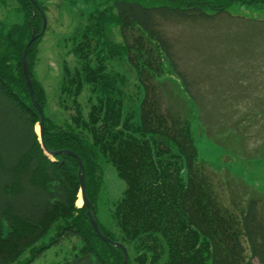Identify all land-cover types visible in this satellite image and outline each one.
<instances>
[{"label":"trees","instance_id":"trees-1","mask_svg":"<svg viewBox=\"0 0 264 264\" xmlns=\"http://www.w3.org/2000/svg\"><path fill=\"white\" fill-rule=\"evenodd\" d=\"M90 1L97 2L88 23L70 36L77 61L64 65L60 83L64 103L71 97L76 101L87 87L90 106L86 116L75 110L62 123L46 113V91L33 71L44 35L38 34L40 9L32 0H16L22 19H0V264H12L26 253L30 256L22 264H30L45 249L73 237L79 242L73 246L77 251L57 264H122L124 258L121 248L97 235L86 206L76 205L77 159L65 152L50 155L41 146L36 126L40 114L22 64L31 28L37 36L28 46L27 64L44 111L46 147L71 149L81 157L95 217L101 160L110 161L124 179L123 194L111 212L117 229L97 221L104 236L126 247L127 264H252L253 258L264 264V216L258 198L251 196L234 210L222 204L203 170L186 110L164 109L160 103L164 59L184 87L190 85L163 19H210L228 12L233 2L264 0H111L104 6L101 0ZM114 29L120 39L110 37ZM113 53L124 56L143 89L136 123L132 110L124 107L125 75L107 63ZM245 120L243 115L235 121Z\"/></svg>","mask_w":264,"mask_h":264},{"label":"rangeland","instance_id":"rangeland-1","mask_svg":"<svg viewBox=\"0 0 264 264\" xmlns=\"http://www.w3.org/2000/svg\"><path fill=\"white\" fill-rule=\"evenodd\" d=\"M110 1L101 0L100 4L104 6ZM143 1L151 4L170 0ZM40 2L46 7L47 25L37 46L33 71L46 91V113L62 123L70 121L68 118L75 110L82 116H86L89 110L87 87L77 95L76 101L71 97L65 102L66 107L60 83L64 65L72 66L77 61L71 50L70 36L88 23V16L95 10L97 1ZM15 5L16 0H7L4 5L0 3V19L5 18L8 22L21 20ZM227 10L210 19L169 18L161 21L190 85L185 88L164 59L165 72L161 78L165 82L161 87L160 103L164 109L171 106L186 110L198 156L204 160L203 170L211 177L221 203L234 210L247 198L255 196L264 216V4L233 2ZM109 31L110 37L120 39L115 29ZM67 37L70 41H66ZM106 54L108 56L109 52ZM107 63L111 64L112 70L125 75L127 94L124 107L132 110V120L138 122L143 89L134 70L120 53H113ZM243 115L245 122L235 121ZM101 162L102 184L97 196L96 219L101 225L116 230L111 212L123 194L125 181L110 161L102 159ZM182 176L186 179L185 167ZM78 196L81 197L80 188ZM242 242L249 258L247 242L244 238ZM74 245H79L75 237L52 245L30 264L61 263L77 251ZM29 256L26 253L12 264H22ZM251 262L260 264L257 258ZM158 264L165 263L159 261Z\"/></svg>","mask_w":264,"mask_h":264},{"label":"water","instance_id":"water-1","mask_svg":"<svg viewBox=\"0 0 264 264\" xmlns=\"http://www.w3.org/2000/svg\"><path fill=\"white\" fill-rule=\"evenodd\" d=\"M32 1L35 3L36 7L40 9L41 14H42V18H43L42 28L38 33L39 35H42L44 33L46 25H47L46 15H45L44 11L42 10V8L38 5L36 0H32ZM31 31H32L31 36L28 39V41H27V43L23 49L22 64H23V71H24L26 83H27V86L29 89V93H30L32 102L36 106V108L40 114V122L38 124L37 131L39 134V141L41 143V146L50 155L65 152V153L73 155L77 159V161L79 163L78 176H79V181H80V196H81L82 204H84L87 208V215L89 217V220H90L95 232L103 241L111 242L114 246H117V247L122 249V251L124 252V258H123L122 264H127L128 252H127L126 247L122 243H120L118 241H113L110 238L104 236L99 229V225H98L97 219L95 217L94 208H93L92 204L90 203V201L88 200L86 193H85V178H84V172H83V162H82L81 157L75 151H73L71 149L61 148V149H57V150H48L46 147V144L44 142V137H43V133H44V111H43L41 104L38 102V100L35 97L34 87H33L32 81H31L29 68H28V64H27L28 46L37 36V34L34 32L33 28H31Z\"/></svg>","mask_w":264,"mask_h":264},{"label":"bare ground","instance_id":"bare-ground-1","mask_svg":"<svg viewBox=\"0 0 264 264\" xmlns=\"http://www.w3.org/2000/svg\"><path fill=\"white\" fill-rule=\"evenodd\" d=\"M79 204V205H78ZM78 206H81V204H82V200H81V197H79V199H78Z\"/></svg>","mask_w":264,"mask_h":264}]
</instances>
